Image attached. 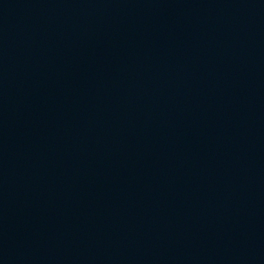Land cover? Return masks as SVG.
I'll list each match as a JSON object with an SVG mask.
<instances>
[{
	"label": "water",
	"instance_id": "1",
	"mask_svg": "<svg viewBox=\"0 0 264 264\" xmlns=\"http://www.w3.org/2000/svg\"><path fill=\"white\" fill-rule=\"evenodd\" d=\"M0 264H264V0H0Z\"/></svg>",
	"mask_w": 264,
	"mask_h": 264
}]
</instances>
